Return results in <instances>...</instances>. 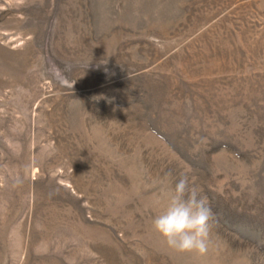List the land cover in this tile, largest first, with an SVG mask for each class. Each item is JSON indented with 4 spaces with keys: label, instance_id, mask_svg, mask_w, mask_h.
<instances>
[{
    "label": "rangeland",
    "instance_id": "obj_1",
    "mask_svg": "<svg viewBox=\"0 0 264 264\" xmlns=\"http://www.w3.org/2000/svg\"><path fill=\"white\" fill-rule=\"evenodd\" d=\"M0 264H264V0H0Z\"/></svg>",
    "mask_w": 264,
    "mask_h": 264
},
{
    "label": "clouds",
    "instance_id": "obj_2",
    "mask_svg": "<svg viewBox=\"0 0 264 264\" xmlns=\"http://www.w3.org/2000/svg\"><path fill=\"white\" fill-rule=\"evenodd\" d=\"M212 216L207 198L182 175L152 226L169 248L203 256L208 251Z\"/></svg>",
    "mask_w": 264,
    "mask_h": 264
}]
</instances>
